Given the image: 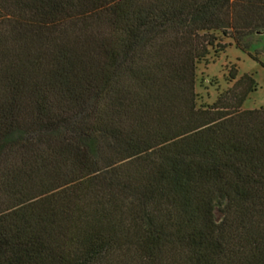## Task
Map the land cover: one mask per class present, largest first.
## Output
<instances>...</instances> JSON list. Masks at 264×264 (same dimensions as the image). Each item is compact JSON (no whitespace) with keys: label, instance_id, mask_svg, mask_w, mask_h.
I'll use <instances>...</instances> for the list:
<instances>
[{"label":"trees","instance_id":"1","mask_svg":"<svg viewBox=\"0 0 264 264\" xmlns=\"http://www.w3.org/2000/svg\"><path fill=\"white\" fill-rule=\"evenodd\" d=\"M214 32L264 0H0V264H264V109L234 66L197 104Z\"/></svg>","mask_w":264,"mask_h":264},{"label":"rangeland","instance_id":"2","mask_svg":"<svg viewBox=\"0 0 264 264\" xmlns=\"http://www.w3.org/2000/svg\"><path fill=\"white\" fill-rule=\"evenodd\" d=\"M214 36L212 46L208 47V55L196 65L194 90L197 104H212L219 93L232 85L227 71L234 66L236 79L247 74L252 76L255 83L254 91L247 94L242 108L264 109V33L248 36L244 50L236 48L232 40L220 32H214ZM223 45L226 48L220 50Z\"/></svg>","mask_w":264,"mask_h":264},{"label":"water","instance_id":"3","mask_svg":"<svg viewBox=\"0 0 264 264\" xmlns=\"http://www.w3.org/2000/svg\"><path fill=\"white\" fill-rule=\"evenodd\" d=\"M261 32H257V34H260Z\"/></svg>","mask_w":264,"mask_h":264}]
</instances>
